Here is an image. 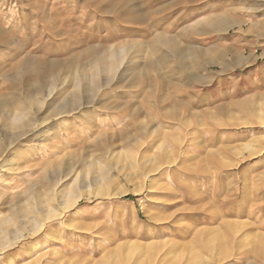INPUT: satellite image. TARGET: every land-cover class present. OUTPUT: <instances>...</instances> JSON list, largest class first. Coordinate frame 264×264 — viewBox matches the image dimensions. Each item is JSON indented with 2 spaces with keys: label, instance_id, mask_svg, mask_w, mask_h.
Here are the masks:
<instances>
[{
  "label": "rangeland",
  "instance_id": "1",
  "mask_svg": "<svg viewBox=\"0 0 264 264\" xmlns=\"http://www.w3.org/2000/svg\"><path fill=\"white\" fill-rule=\"evenodd\" d=\"M91 4L111 14L99 16ZM125 4L0 0V30L13 39L0 45V121L21 112L50 129L47 145L24 151L0 179V216L8 217L0 264H264V0ZM138 11L151 13L149 23L126 24ZM97 45L124 59L98 91L101 103L60 118V98L55 106L44 92L24 99L49 82L36 83L31 68L55 62L72 81L68 67L83 66L82 50ZM191 47L202 53L181 54ZM28 56L36 62L23 67ZM134 68L142 71L133 85ZM132 104L142 106L135 119L126 116ZM71 166L60 189L77 203L63 211L62 192L48 197ZM35 202L37 225L17 219V206L29 217ZM20 224L24 238L2 247Z\"/></svg>",
  "mask_w": 264,
  "mask_h": 264
},
{
  "label": "bare ground",
  "instance_id": "2",
  "mask_svg": "<svg viewBox=\"0 0 264 264\" xmlns=\"http://www.w3.org/2000/svg\"><path fill=\"white\" fill-rule=\"evenodd\" d=\"M133 2H134V0H128L129 4L123 5V10L125 11V10H128L129 8L132 9V7L134 6ZM146 4H147V2H146ZM90 7L92 8L93 12L95 14H98L99 16H105L107 14L108 15L111 14V12L109 10L107 11L105 9H102L100 6H96L95 4L94 5L91 4ZM114 10L116 11V9H114ZM51 12L52 11L50 10V13ZM113 13H116V12H113ZM150 15H151V13L149 14L148 12L144 13L142 11H138L136 13H133V15H129L128 16L129 18L127 17L128 19L124 20V21L126 24H129V25L130 24L147 25L149 23L148 21L150 20V17H149ZM51 20H52V18H51ZM47 23H48V21H47ZM43 24H45V21ZM5 33H6V30L5 31L0 30V39H2V41L4 42V43L0 44L2 47L8 46L9 43L11 44V42H13L12 41L13 39H11V37L6 36ZM155 39L156 40H159V39L163 40L162 43L167 44V46H172V47L174 46L171 43L172 39L171 38L167 39L166 36H164V35H158L157 37H155ZM106 52L107 53L111 52V53L107 56ZM180 52L183 55H190V56L194 55L196 57H198V55H200L202 53V51H200V49L198 50V49L193 48V47L181 49ZM172 53L176 54V50L172 51ZM122 54H123V52H120L119 50L115 49L114 47L113 48L110 47V48L106 49V48H104V46L102 47L99 45L87 46L81 52L82 60L85 61L83 66L80 64L79 61L76 65H73V66L67 65V66H69L68 69L69 68L73 69L75 71V74H76V77L74 78V80H72V81L69 80L67 82H66V79L62 77L63 73L61 74L60 71H58L57 69L55 70V68H56L55 62H51L52 63V64H50L51 68H49L51 70H48V66L46 67L45 65L33 67L30 69L31 72H29V71H27V72L32 74V77L34 80L38 81L36 83L43 81L45 78L49 79V82L47 81L48 83L45 84L44 86H42V84H37V85L33 86L31 93L25 95L24 99H26L30 102L33 98L32 94L41 95L42 92H44V93H47L46 100L50 101L49 99H51L52 105L55 106L54 105L55 102H58V100L60 98L59 102H62V105L56 106L53 108V110L57 111V114H55V116L60 117V118L68 117L69 115L72 116L75 113H79V111L82 109V107H85L87 105L94 106L95 104H99V103H101L99 100H97L94 103V101L98 98V96L100 94L98 91L105 86L110 87L112 81H114V79H116L117 69L123 67L122 61H124V59H122V56H123ZM33 57L28 56V58H27L28 60L25 61V63L23 64V67L26 65H29L31 63L36 62L37 58H33ZM71 64H73V63H71ZM64 65H63V67H64ZM153 66H154L153 63L150 64V67H153ZM139 69L138 68L132 69V71L134 70L133 77H132L133 85L135 84L136 80H138L137 75L140 74L142 71ZM86 70H91V73L90 74L85 73L84 71H86ZM22 71L24 73V71H26V70H22ZM129 71H131V70H129ZM65 74L68 75V74H70V72L68 73V70L66 69V71L64 72V75ZM102 74H105L104 78L103 77L100 78V76H102ZM57 82L60 84H58ZM70 82L72 83L71 85H69ZM12 85L13 86H11V88L15 86L13 83H12ZM58 86H59V90L63 91L64 94H62V92H59V90L57 89ZM68 87L81 88V89L85 90L84 91L85 94L87 93L88 95H87V97L81 99L79 94L71 93V92L68 93V91H67ZM67 93H68V95H67ZM42 97L45 98V96H43V95H42ZM121 106H122V104L116 105L115 109H120ZM133 107H134V105L132 104L131 108L129 110V113H127V115H126L130 119H135L136 117H138L140 114V109L142 108L141 104H139L138 107L135 109H132ZM2 115L4 116L3 117L4 121L3 122L0 121V139H1L0 140V179H1L4 172H9L12 174L17 169V168L14 169V167L16 165L18 166V162L22 158L24 151H27V152L32 151L33 152L34 147H39V146H41V144H45V143L41 142V139L46 138L48 136V133L50 132V129H48L46 126H44L45 130H42L43 128L40 129L42 124H44V123H45V125L47 124L46 120L40 121L41 119H39V120L36 118L33 119V117L32 118L28 117L24 120V116H22L21 112L17 113V112H13V111H7L5 113H2ZM132 123L135 124V121L132 120ZM146 127H145V129H146ZM61 129L65 130L66 128H64V126H63ZM141 132H144V131H141ZM148 132H150V131H148ZM146 134H147V132H146ZM46 145L47 144H45V146ZM69 170H70V172L68 174H64V176H61V178H59L52 185L51 191L49 192L50 195L47 193V195H49V197H48L49 200H52V198H54L55 195L60 193V192H62L64 194L63 198L65 200L63 203V207H62L63 211L64 210L66 211V209L73 207L77 203V198L70 197L71 193L66 194V193H64L63 189L62 190L60 189L61 186H63L62 179H67L68 177H70V175L72 173L75 172V170L73 171V166H71L69 168ZM3 181H4L3 183H6L5 181H7V180L3 179ZM4 185H6V184H3V186ZM32 198L35 200V197L32 196ZM48 199H47V201H48ZM36 201H38V200H36ZM40 202H41V200H40ZM32 204H33V202H32ZM28 205H30V204H28ZM25 207L28 209L30 208V206L29 207L25 206ZM38 207H39V205L37 206V204L35 202L34 205L31 206V208L29 210L30 212L28 211V209L25 208L26 212L28 211L27 212L28 214H30V213L32 214V216H29V217H27L26 215H23L25 213V211H24L23 207H20V206H17L16 209H14L13 213H14V215L17 216V219L25 218L29 221H32L35 225H37L39 222L38 221V215L40 214V210H39L40 208H38ZM62 214L63 213H59L58 215H56L57 218L61 217ZM7 222H8V217L7 218H1V216H0V226L7 223ZM235 224H237V223H234V226H235ZM232 226H233V223H232ZM22 227H24L23 224H20V227H18L15 231L12 232L13 235L10 238V240L11 239L12 240L11 241L9 240V244H7V245L5 244L2 247H7V246L10 247V246L16 244L17 242H19L21 239H23L24 236L20 233L22 231ZM39 227H43V225L41 224ZM228 227H230V225ZM240 227H241V225H240ZM231 228H233V227H231ZM36 230H37L36 228L33 229V233H35V232L37 233ZM3 231H4L3 228H0V234H2ZM3 239H4V236L2 238H0V246L3 244V242L1 243V241Z\"/></svg>",
  "mask_w": 264,
  "mask_h": 264
}]
</instances>
